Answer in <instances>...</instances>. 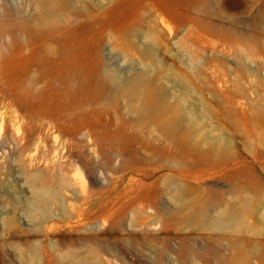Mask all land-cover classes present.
Here are the masks:
<instances>
[{
	"label": "rangeland",
	"instance_id": "374dc122",
	"mask_svg": "<svg viewBox=\"0 0 264 264\" xmlns=\"http://www.w3.org/2000/svg\"><path fill=\"white\" fill-rule=\"evenodd\" d=\"M0 264H264V0H0Z\"/></svg>",
	"mask_w": 264,
	"mask_h": 264
},
{
	"label": "bare ground",
	"instance_id": "6f19581e",
	"mask_svg": "<svg viewBox=\"0 0 264 264\" xmlns=\"http://www.w3.org/2000/svg\"><path fill=\"white\" fill-rule=\"evenodd\" d=\"M24 43V42H23ZM39 44V43H38ZM37 44V45H38ZM17 47V46H16ZM39 47H40V44H39ZM18 50H19V52L21 53V52H27V53H25L24 55H23V57H24V59H28L31 55H33V54H35V51H36V47H35V42L34 41H32V42H27V40H26V43L25 44H23V45H20V47H18L17 48ZM17 50V51H18ZM16 51V52H17ZM39 51V50H38ZM36 55V54H35ZM53 59V58H52ZM34 60V59H33ZM55 61V60H54ZM27 62V61H26ZM26 62H24L23 64H25ZM33 63V62H32ZM38 63V62H37ZM51 64V63H50ZM61 64V63H60ZM20 65V64H19ZM22 67V66H21ZM35 68V67H34ZM33 68V69H34ZM38 68V67H37ZM57 68V67H56ZM30 69V68H29ZM32 69V68H31ZM30 69V70H31ZM46 69V68H45ZM49 69V68H48ZM36 71V70H35ZM38 73H40V72H38ZM172 122H173V124L175 125L174 126V128H176V117H173L172 118ZM87 142L89 143V142H91V140L90 139H87ZM83 146V145H82ZM84 147L85 148H88V149H91V144H85L84 145ZM75 152V154H74V156L77 158V160L79 159H82L83 158V156H84V149H76V150H74ZM33 154H28L27 155V160H28V162H29V164H32V162H33Z\"/></svg>",
	"mask_w": 264,
	"mask_h": 264
}]
</instances>
